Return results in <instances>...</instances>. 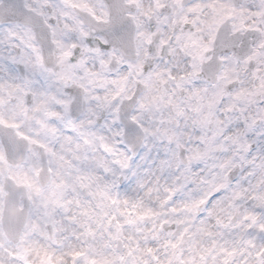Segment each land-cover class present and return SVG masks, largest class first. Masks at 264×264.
Returning a JSON list of instances; mask_svg holds the SVG:
<instances>
[{
    "label": "snow or ice",
    "instance_id": "1",
    "mask_svg": "<svg viewBox=\"0 0 264 264\" xmlns=\"http://www.w3.org/2000/svg\"><path fill=\"white\" fill-rule=\"evenodd\" d=\"M128 2L139 6V0ZM173 5L184 8L183 0H173ZM111 6L114 11L120 8L115 3ZM154 6L165 15L156 16L154 31L139 33L146 37L148 45L157 36L156 25L168 19V5L154 0ZM200 7L192 4L187 12L195 13ZM33 11L31 6L20 3L13 6L8 19L22 25ZM230 15L229 12L222 16L217 23L222 24ZM180 20L186 26L195 23L187 14ZM131 22L115 25L107 38L101 37L96 43L81 29L82 42L73 44L72 50L63 54L71 57L72 63L59 74L62 84L51 82L43 74L50 69L43 68L42 59V78L35 84L29 82L30 87H6L0 82V105L17 101L12 106L13 118L0 115V264H264V196L253 195L249 199L240 187L247 171L245 163H252L247 157L255 146L241 143L240 149L247 155L228 157V149L219 138L228 139L231 128L219 121L212 137L201 136L195 144H177L186 157H180L162 189L159 184L155 190L148 189V201L135 195L130 199L127 194L121 198L120 192L115 191L119 180L106 185L112 191H89L92 173L88 152L81 151L80 141L74 136L82 127L78 122V87H84L80 84L83 77H77L73 70L83 69L87 76L90 58L101 64L108 57L119 59L114 45L120 46ZM31 23L39 25L44 21L33 18ZM254 36L255 31H250L248 36L229 39L223 30H218L210 43L201 45L200 59L203 61L206 53H214L219 61L229 59L230 53L243 57L255 45L256 41L249 39ZM54 43L62 46L60 41ZM168 44V40L159 39L157 46L164 49ZM259 47L264 48V41ZM255 59L249 54L246 62ZM216 71L214 58L202 75L211 79ZM219 95H225L224 89ZM83 99L86 101L87 96ZM53 104L62 106V111L53 108ZM20 114L34 120L35 125L26 130L16 118ZM128 130L134 134L135 125ZM104 148L114 151L107 144ZM169 164L167 159L161 161L162 167ZM154 191L164 194L155 206L149 202ZM70 192L74 198H66ZM81 192H87L89 197L83 202ZM97 195L115 210H104L97 216V208L105 209ZM74 210L76 215L72 214Z\"/></svg>",
    "mask_w": 264,
    "mask_h": 264
},
{
    "label": "clouds",
    "instance_id": "2",
    "mask_svg": "<svg viewBox=\"0 0 264 264\" xmlns=\"http://www.w3.org/2000/svg\"><path fill=\"white\" fill-rule=\"evenodd\" d=\"M20 3L35 9L22 25L8 19L13 6ZM112 3L120 5L118 11L113 10ZM161 3L169 6L168 19L156 25L157 36L148 45L146 37L139 33L154 31L156 16L165 15L163 10L155 9L154 0H139L138 7L130 5L128 0H71V3L0 0V8L4 9L0 12V82L6 87L10 84L30 87L42 78L43 68H47L50 71L43 74L51 82L62 84L59 74L72 63L71 57L65 58L63 54L72 50L73 44L82 42L81 29L96 43L101 37L107 38L115 25L131 20L120 46L114 45L119 59L108 57L101 64L90 58L87 76L83 69L73 70L77 77H83L80 84L84 87L77 86L81 94L78 122L82 127L74 136L80 141L81 151L88 152L92 173L89 191L97 194L112 191L106 185L119 180L115 191L120 192L121 198L127 194L130 199L135 195L148 201V189L155 190L158 184L162 189L169 175L175 172L180 157H186L177 144H195L201 136L212 137L219 121L231 128L228 139L219 138L228 149V157L247 155L240 149L241 143L255 146L247 157L252 163H245L247 171L240 187L249 199L253 195L264 196V87H261L264 48L259 47L260 41H264V0H183V10L175 7L173 0H161ZM192 4L201 7L195 13H188L187 8ZM222 4L228 7L221 8ZM229 12L231 15L218 24ZM185 14L195 23L184 25L180 17ZM33 18L44 23L34 25ZM218 30H223L229 39L255 31V36L249 39L256 43L243 57L230 53L229 59L219 61L214 53L213 56L206 53L201 61V45L210 43ZM159 39L168 40V46L158 48ZM54 41H60L62 46ZM249 54L256 57L252 63L246 62ZM214 58L217 71L209 79L202 73ZM221 89L225 91L222 97ZM15 103L10 100L0 105V115L13 118ZM52 107L62 111L60 105ZM230 108L233 110L229 111ZM39 115L29 113V116ZM16 118L26 130L35 125L34 120L26 119L23 114ZM131 125H135L134 134L129 133ZM85 140L91 143L85 144ZM105 144L114 151H106ZM165 159L170 164L162 167L161 161ZM118 161L128 167H122ZM236 176L240 178L241 173L237 171ZM163 195L162 191H154L149 202L155 206ZM69 197L74 198V194L68 193L66 198ZM88 198L87 192L80 193L81 202ZM97 199L103 200L99 195ZM103 203L105 209L97 208V216L104 210H115L107 200ZM72 214L77 212L74 210Z\"/></svg>",
    "mask_w": 264,
    "mask_h": 264
}]
</instances>
